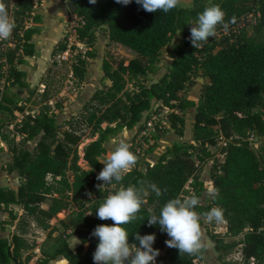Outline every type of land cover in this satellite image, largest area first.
<instances>
[{"label":"trees","instance_id":"trees-1","mask_svg":"<svg viewBox=\"0 0 264 264\" xmlns=\"http://www.w3.org/2000/svg\"><path fill=\"white\" fill-rule=\"evenodd\" d=\"M69 1L78 8L72 14L76 26L69 25L70 30L53 49L52 59L67 52L74 54L75 79L84 80L86 59L96 57L97 53L89 50L84 56L75 53L77 44H70L72 35L78 43L91 47L96 41L97 29L106 26L110 42L130 50L134 57L128 62L105 58L103 72L111 82L110 86L96 90L82 111L63 124L58 122L57 113L48 105L54 97L51 79L41 81L43 92H30L31 96H39L40 104L45 105H41L19 130L27 141H35L34 149L17 151L5 169L8 174L16 173L21 183L17 189L0 185V211L9 215L0 222V231L13 226L18 219L20 226L27 218L53 219L73 203L78 204L77 213L59 221L60 245L50 259H60L61 264H94L93 253L99 240L91 233L97 225L113 224L111 220L98 219L96 211L110 193L117 191L111 188L100 191L96 187L100 183L96 176L103 166L100 162L108 153L107 143L124 131L136 129L145 113L148 119L152 112L159 114L166 108L180 111L196 108L194 142H175L154 162H146L145 169L135 167L124 174L122 181L113 182L119 189L130 185L138 187L139 181H145L146 188L149 183H154L162 192L157 196L149 188L145 198L147 203L142 206L137 219L122 226L129 234L128 242L139 247L136 233L141 236L155 234L152 247L160 252L156 264H203L205 250L200 256L180 255L177 249L166 246L169 237L160 231L159 225L149 227L147 219L152 214L159 215L170 199L182 196L189 182L195 180L196 159L201 161L211 156L207 145H215V134H218L228 142L222 149L223 163L212 171L213 191L218 190V196L210 198L207 208L200 204L194 210L203 214L213 207L223 209L228 233L243 237L237 244L242 246L245 262L264 264V166L244 138L247 132L264 138V42L248 37L245 29L239 27L242 18L254 11L259 15L257 30L264 29V0H254L251 6L246 0H194V6H179L168 13L160 10L148 13L135 0L127 6L115 0H97L95 5L89 0ZM3 2L15 24L11 37L0 41V114L9 115L14 110L25 112L9 89L31 88L26 73L19 67L26 63V57L36 53L33 38L40 30L33 24H41L43 20L36 13L40 3L35 0ZM213 4L226 13L225 22L235 17L236 23L230 24L226 31L218 27L217 31L226 32L223 42L209 38L208 43L195 49L189 39L190 29L194 26L190 21H195L206 6ZM177 32L181 33L183 42L171 55V69L157 82L146 85L144 77L158 72L162 51ZM198 69L205 80L199 105L184 101L180 96L192 83ZM131 83L134 90L128 89ZM155 103L160 104L155 107ZM56 108L61 109L59 105ZM170 122L171 127H176L177 122L183 121L173 111ZM140 128L143 127L138 130ZM152 139L154 144L149 152L153 154L160 137L152 134ZM85 142L82 152L88 169L78 164L79 147ZM262 149L264 151V147ZM130 150H133L132 146ZM69 172L72 181L68 179ZM196 185L198 195H203L205 184L196 180ZM51 197L52 209H43L42 205ZM20 212H23L21 217ZM208 235L215 243V249L220 251L221 237L213 232ZM71 236L80 240L76 250L67 241ZM22 243L18 233L0 237V264H28L22 257ZM45 261L42 260V264H49Z\"/></svg>","mask_w":264,"mask_h":264},{"label":"rangeland","instance_id":"rangeland-1","mask_svg":"<svg viewBox=\"0 0 264 264\" xmlns=\"http://www.w3.org/2000/svg\"><path fill=\"white\" fill-rule=\"evenodd\" d=\"M55 0H35V2L41 3L40 5H45L48 3V10L45 13L46 16L54 19L56 15L54 8ZM63 5L64 13L62 16L64 20H67L66 32H63L65 36L70 27L76 26V18L70 13L69 9L66 6V2L69 0H61ZM211 1V0H207ZM18 0H14V3H17ZM247 5H253L254 0H246ZM56 3V2H55ZM194 0H183L181 1L180 6L191 5L194 6ZM51 7V8H50ZM42 8L39 7V11ZM38 11V9H37ZM259 15L254 11L250 12L247 15V18H242V21L239 24L240 29H245V32L248 37L253 38L258 42H264V29L258 31L256 26L258 24ZM57 20H54L53 26L50 27L49 37H51V42L60 41L64 38L61 36V33H58L56 30ZM218 34L215 39L218 42H223L225 39L226 32L224 30H218ZM96 41L93 46L88 47L84 44L78 43L76 36H71V45L77 44V49L75 53L79 52L81 55H85L89 51H97V57L87 58L86 59V70L85 78L83 81H78L75 79L73 74V55L69 52L64 55L57 56L55 59H49L44 70L43 76L37 81L35 85L31 83V88L29 90H20L17 87H12L9 89L11 94H14L18 101L19 107H24L25 112H20L14 110L13 114L3 115L0 114V185L1 186H12L18 187L21 183L18 175L8 174L5 170L7 165L12 162L14 155L20 149L26 148L33 150L35 147V141H27L19 130L21 126L27 122L30 116L36 114L40 109V97L37 95L31 96L30 92L36 90L38 93L43 92L44 86L42 85V80L51 79L52 89H53V98L48 103L52 111L57 113V120L60 124H63L66 120L71 117L78 115L84 106V104L91 98L95 90L106 87L102 82L101 73L103 75V70L100 67L102 65L103 59L107 58L111 61H124L128 62L134 57L133 52L126 49L125 47L110 42L108 37V32L106 26L100 27L97 29ZM47 39V38H46ZM236 38L233 37V40ZM57 41V42H58ZM183 42L182 35L180 32H177L169 45L164 48L162 51L160 61L158 63V72L156 74L149 73L144 77V83L150 85L157 82L162 78L172 67V57L175 47L181 45ZM89 67V69H87ZM52 69V72H48V69ZM102 70V71H101ZM28 80H32V77H27ZM202 77L201 69H198L192 83L189 84L180 94L181 98L184 101H194L197 105L201 103V94L203 89V83L200 81ZM205 82V80H204ZM3 86V83H2ZM3 89V87H2ZM128 89L134 90L135 87L133 84L128 85ZM160 103H155V107ZM56 105H59L61 109H57ZM176 111L181 117L183 122H177L176 127H171L170 114ZM196 108L190 110L180 111V109H164L161 113H151L149 118L148 114L143 115L142 123L135 129L136 133L128 138L127 142L132 146V152L138 157L136 168L145 169L146 162H154L157 159V154H152L149 152L150 147L154 144L152 139V134H157L160 137L158 143H160L157 153L164 151L166 147L175 143V142H194V122ZM151 122V125L149 123ZM142 126L143 128L139 127ZM145 127V128H144ZM139 131V133H138ZM215 134L216 144L213 146L207 145L208 150L211 151V156L206 160H197L198 171L196 173L195 180H191L189 184L184 189V192L181 197L195 194L200 198V204L207 208L209 204L211 195L210 193L214 190V185L212 181V171L218 169L224 161V154L222 153L223 147L226 146L228 142L221 137L220 135ZM62 137V135H60ZM247 139L251 147L255 150L262 161L264 166V138L254 136L252 132H247L244 137ZM85 143H82L79 147L80 159L78 164L85 169H88L85 161L83 160L82 149ZM106 159V158H105ZM134 167V168H135ZM133 169V168H132ZM68 179L72 181L71 172H69ZM196 180L201 181L205 184V190L203 195H198L197 190L195 189ZM52 181V179H51ZM102 184L103 182L100 181ZM59 186L58 184L54 183ZM111 189H117L115 187H108ZM121 188V187H120ZM53 198L42 205L43 209L51 210L53 206ZM90 199V198H88ZM67 201V199H66ZM89 205V204H88ZM152 209L151 206H148ZM78 209V204L73 203L67 209L59 212L53 219H46L43 217L40 218H27L25 223L20 226L18 224L19 219L15 222L13 226H6L5 231H0V237H9L12 233H18L22 238L23 244V259L28 264H42V260L49 262V264H60L61 260H51L50 257L55 253L57 247L60 245L59 236H61V230L59 228V221L65 220L69 215H73ZM196 211V210H195ZM198 212V211H197ZM208 212V211H206ZM91 213V212H90ZM23 212L19 213L21 217ZM91 215H94L91 213ZM8 213L0 211V222L8 217ZM203 225L201 227L203 237L206 243V249L204 253L203 264H247L244 260L242 254V246L237 243L243 239L242 236L234 237L228 233L227 222L223 219L222 222L207 223L203 219ZM0 224V228H1ZM209 232L217 234L222 239L220 251L215 249V243L210 239ZM70 243V246L73 250L80 245V240L77 236H71L67 240Z\"/></svg>","mask_w":264,"mask_h":264},{"label":"clouds","instance_id":"clouds-1","mask_svg":"<svg viewBox=\"0 0 264 264\" xmlns=\"http://www.w3.org/2000/svg\"><path fill=\"white\" fill-rule=\"evenodd\" d=\"M115 2L127 6L132 0H115ZM89 3L95 5L97 0H89ZM135 3L148 13H156L158 10L168 13L179 7L181 0H135ZM225 16L226 13L221 7L213 4L206 6L195 21H190L194 24L190 29L189 37L192 47L200 48L208 43L209 38L216 37L218 27L226 31L230 24L236 23L235 17L225 22ZM14 28L15 24L9 16L7 6L3 0H0V40L9 39ZM113 143L116 145L114 150L100 162L103 168L96 176L97 181L103 182L96 185L100 191L115 187L113 182L122 181L124 174L134 168L138 161V157L130 150L129 143L123 140ZM138 184V187L130 185L110 193L98 207L96 211L98 219L111 220L113 224L97 225L91 233L92 237L99 240L93 253L94 264H156L160 252L152 247L156 240L155 234L141 236L136 233L135 239L139 241L137 247L136 244H129V234L122 227L137 219L142 206L147 203L145 198L149 194V188L157 196L162 194L161 189L154 183H149L147 188L145 181H139ZM87 195L91 198V193ZM210 195L212 199H216L218 190ZM200 202V198L195 194L170 199L162 207L159 215L152 214L147 219V224L149 227L158 224L160 231L169 237L165 241L166 246L177 249L180 255L200 256L206 249L201 220L207 223L213 221L219 223L224 219L223 209L219 207H213L203 214L195 211ZM252 260H255V257H252Z\"/></svg>","mask_w":264,"mask_h":264},{"label":"crops","instance_id":"crops-1","mask_svg":"<svg viewBox=\"0 0 264 264\" xmlns=\"http://www.w3.org/2000/svg\"><path fill=\"white\" fill-rule=\"evenodd\" d=\"M181 1H183V0H181ZM47 4L48 3H46L45 5L37 6L38 11H36V13L41 15L43 21L41 24H33L34 27H37L40 30V33L35 35V37L33 38V42L36 45V53L33 56L26 57V63L19 67L22 71H24L26 73V77H30V76L32 77V80L27 79V81L29 83L30 82L33 83V85H35L37 81L39 82V80L43 76L42 74L44 73V70L46 69L47 62L49 59L52 58L53 49H54L55 45L59 42L58 40H57L58 42L57 41L51 42L52 41V40H50L51 37H49V33H50L49 30H50V27L53 26L54 20L58 19L56 30L58 33H61V36H64L63 32H66V28L68 26L67 25L68 21L64 20V18L62 17V16H64L63 15V13H64L63 5H61L62 1L61 0H55L54 1V4H55L54 8L56 9V11H55L56 15L54 16V19L53 18L49 19V17L46 16V14H45L48 10V6H50ZM67 4H68V2H66V6H67ZM39 7L42 8L41 11H39ZM180 7H191V5H184V6H180ZM96 53H97V51H96ZM96 57H97V55H96ZM103 61H104V59H103ZM103 61H102V65L100 66L102 68V70H103ZM87 69H89V67H87ZM100 76H101V79H103L104 73H103V75L101 73ZM102 82L106 86H110V84H111V82L107 78H104L102 80ZM31 83H30V85H31ZM145 114H147V113H145ZM135 133H136L135 129L132 131H124L117 138L108 142L106 145L108 153H107V155H105L102 158V160L107 158L108 154L112 150H114L116 145H115V143H113V141L118 142V141L123 140V141L127 142L128 138L132 137ZM159 144L160 143H158L157 150L158 149L160 150ZM157 150L153 154H157V156H159L160 152L157 153ZM162 152H164V151L162 150ZM102 168H103V166H102ZM9 187H12V186H9ZM18 187H12V188L17 189Z\"/></svg>","mask_w":264,"mask_h":264},{"label":"water","instance_id":"water-1","mask_svg":"<svg viewBox=\"0 0 264 264\" xmlns=\"http://www.w3.org/2000/svg\"><path fill=\"white\" fill-rule=\"evenodd\" d=\"M67 7H68V9H69V11H70L71 14H75L76 11H77V9H78L77 8V5L75 3H73V2H71V1L68 2ZM200 81L202 83H204V80L203 79H200Z\"/></svg>","mask_w":264,"mask_h":264},{"label":"built area","instance_id":"built-area-1","mask_svg":"<svg viewBox=\"0 0 264 264\" xmlns=\"http://www.w3.org/2000/svg\"><path fill=\"white\" fill-rule=\"evenodd\" d=\"M8 40V39H7ZM7 40H0V41H7ZM70 43H71V38H70ZM149 125H151V122L149 123Z\"/></svg>","mask_w":264,"mask_h":264}]
</instances>
